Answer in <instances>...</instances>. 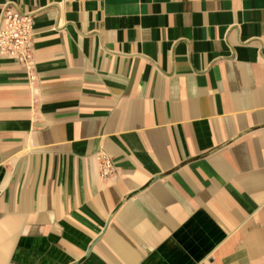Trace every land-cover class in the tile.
Masks as SVG:
<instances>
[{"label":"crops","instance_id":"crops-1","mask_svg":"<svg viewBox=\"0 0 264 264\" xmlns=\"http://www.w3.org/2000/svg\"><path fill=\"white\" fill-rule=\"evenodd\" d=\"M5 4L0 264H264V0Z\"/></svg>","mask_w":264,"mask_h":264},{"label":"built area","instance_id":"built-area-1","mask_svg":"<svg viewBox=\"0 0 264 264\" xmlns=\"http://www.w3.org/2000/svg\"><path fill=\"white\" fill-rule=\"evenodd\" d=\"M32 16L5 4L0 14V56L21 64L27 71L32 66ZM102 174L109 172L111 163L104 161Z\"/></svg>","mask_w":264,"mask_h":264}]
</instances>
